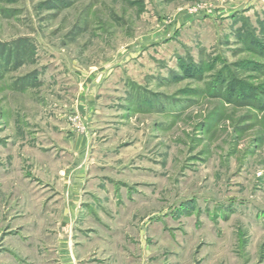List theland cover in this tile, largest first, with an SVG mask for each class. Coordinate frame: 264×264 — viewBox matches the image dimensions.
Returning <instances> with one entry per match:
<instances>
[{"label":"rangeland","instance_id":"374dc122","mask_svg":"<svg viewBox=\"0 0 264 264\" xmlns=\"http://www.w3.org/2000/svg\"><path fill=\"white\" fill-rule=\"evenodd\" d=\"M71 251L264 264V0H0V264Z\"/></svg>","mask_w":264,"mask_h":264},{"label":"crops","instance_id":"0c3cea01","mask_svg":"<svg viewBox=\"0 0 264 264\" xmlns=\"http://www.w3.org/2000/svg\"><path fill=\"white\" fill-rule=\"evenodd\" d=\"M1 256V255H0ZM3 256V255H2ZM18 257V256H17ZM5 258H6V256H5ZM8 259V258H7ZM74 260H75V256H74V253H73V251H71L70 252V254L69 253H67V256H66V259H65V261H66V264H74ZM8 264H11V262L9 261V259H8Z\"/></svg>","mask_w":264,"mask_h":264}]
</instances>
